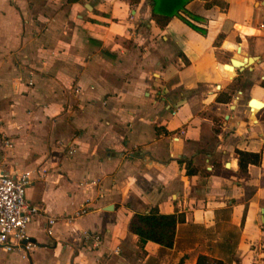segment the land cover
<instances>
[{"label": "crops", "instance_id": "0c3cea01", "mask_svg": "<svg viewBox=\"0 0 264 264\" xmlns=\"http://www.w3.org/2000/svg\"><path fill=\"white\" fill-rule=\"evenodd\" d=\"M204 1L184 6L201 34L158 28L148 0H0V170L29 171L41 208L34 247L0 264H264V105H247L264 103V0ZM236 149L260 153L246 177ZM152 207L183 218L170 247L128 230Z\"/></svg>", "mask_w": 264, "mask_h": 264}, {"label": "trees", "instance_id": "16d2710c", "mask_svg": "<svg viewBox=\"0 0 264 264\" xmlns=\"http://www.w3.org/2000/svg\"><path fill=\"white\" fill-rule=\"evenodd\" d=\"M74 1V0H69ZM137 2L138 0H130ZM190 0H148L149 18L158 28L166 26L172 17H178L182 22L194 31L204 33V30L193 22L185 18L187 16L195 21L199 17L185 10V4ZM218 6L224 8L223 0H205L204 7ZM183 14V16H182ZM185 15V16H184ZM259 86L264 88V77L260 80ZM264 147V141L262 142ZM236 156L237 171L240 177H246V167L248 164H258L260 162L259 152H248L243 150H234ZM181 162V160L179 161ZM185 173H195V169L190 168L189 163H185ZM213 173H215L213 171ZM231 173V172H229ZM182 216L175 213H160L155 207L149 208L143 213H134L129 219L128 230L137 237L139 244L146 241H152L163 247H170L174 239V230L177 222L182 221ZM194 264H223L222 260L211 257L206 254H198Z\"/></svg>", "mask_w": 264, "mask_h": 264}, {"label": "built area", "instance_id": "2783aa9c", "mask_svg": "<svg viewBox=\"0 0 264 264\" xmlns=\"http://www.w3.org/2000/svg\"><path fill=\"white\" fill-rule=\"evenodd\" d=\"M2 143L6 147L11 146L9 140H4ZM67 152L72 154L74 149L70 148ZM31 182L29 171L9 174L0 170V247L7 252L15 251L21 257H26L34 247L26 235V226L41 211L38 205L28 202L25 198V190ZM85 203L79 207L74 216L88 210ZM56 220L57 218L54 217L46 219L47 233L49 226ZM83 237L91 239L89 249H95L100 243L98 234L87 235L83 232Z\"/></svg>", "mask_w": 264, "mask_h": 264}, {"label": "water", "instance_id": "95a60500", "mask_svg": "<svg viewBox=\"0 0 264 264\" xmlns=\"http://www.w3.org/2000/svg\"><path fill=\"white\" fill-rule=\"evenodd\" d=\"M254 60H256L255 57L229 58L228 62L223 64V66L232 71L233 69H242L246 66V64ZM247 105L249 106V109L251 110L252 106L260 108L264 105V103L254 98H250L247 101Z\"/></svg>", "mask_w": 264, "mask_h": 264}, {"label": "bare ground", "instance_id": "6f19581e", "mask_svg": "<svg viewBox=\"0 0 264 264\" xmlns=\"http://www.w3.org/2000/svg\"><path fill=\"white\" fill-rule=\"evenodd\" d=\"M244 30V29H243ZM236 49H237V47H236ZM255 107V106H254ZM255 108H259V107H255Z\"/></svg>", "mask_w": 264, "mask_h": 264}]
</instances>
